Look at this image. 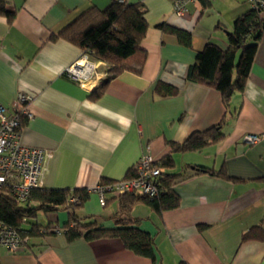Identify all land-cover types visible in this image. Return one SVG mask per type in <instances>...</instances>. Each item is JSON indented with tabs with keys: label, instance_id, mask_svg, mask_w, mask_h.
I'll list each match as a JSON object with an SVG mask.
<instances>
[{
	"label": "crops",
	"instance_id": "obj_1",
	"mask_svg": "<svg viewBox=\"0 0 264 264\" xmlns=\"http://www.w3.org/2000/svg\"><path fill=\"white\" fill-rule=\"evenodd\" d=\"M142 3L148 23L141 74L125 72L97 101L108 66L98 62V79L82 87L65 70L83 51L63 39L51 41L92 7L106 9L113 0H0L16 18L0 16V104L9 117L20 96L33 114L21 131V143L53 153L46 189H88L90 200L79 211L107 228L116 225L122 197L108 196L101 206L95 188L127 177L145 153L161 161L170 144L206 131L225 118L226 138L200 152L173 153L181 176L174 189L178 209L157 213L135 204L123 218L140 222L153 237L158 261L137 256L118 238L69 242L64 230L31 238L17 253L1 250V264H264V240L243 242L245 232L264 229V138L255 145L242 139L264 133V36L259 42L247 86L229 110L219 91L187 80L190 67L206 45L228 49V34L251 10L246 0H199L178 17L176 0H120ZM191 35L190 46L161 24ZM238 58V57H237ZM164 83L176 96L156 92ZM198 167L224 170L228 178L200 173ZM63 225L68 213L46 217ZM41 225V224H40ZM203 226V229H201Z\"/></svg>",
	"mask_w": 264,
	"mask_h": 264
},
{
	"label": "trees",
	"instance_id": "obj_2",
	"mask_svg": "<svg viewBox=\"0 0 264 264\" xmlns=\"http://www.w3.org/2000/svg\"><path fill=\"white\" fill-rule=\"evenodd\" d=\"M145 14L146 8L142 3L129 4L125 1L113 0L104 10L90 8L59 35L50 38L51 41L63 39L70 42L94 61L108 66L102 85L90 95L91 100H99L111 81L123 73L141 74L147 57L146 50L142 48L148 29ZM0 16L6 17L9 24H12L16 12L9 10L5 3L0 2ZM160 28L176 34L181 43L190 46L189 33L171 28L165 23L161 24ZM263 36L264 9L251 7L250 11L237 19L233 31L228 34V49L223 50L214 44L206 45L197 53L196 61L188 71L187 80L219 91L225 107L229 110L233 96L242 93L247 86L257 48ZM156 92L163 97L178 94L175 87L164 83L157 85ZM19 119L18 132L21 133L28 119L21 115ZM227 123L228 120L225 118L220 124L206 131L192 133L183 143L172 142L170 154L161 161H156L157 166L165 170L157 178L161 190L159 196L152 198L138 192L120 196L121 210L113 228L102 226L93 216L81 218L79 211L91 197V191L88 189L43 187L32 190L27 202L20 203L14 198L11 190L4 188L0 191V222L18 229L21 237L27 238L25 247H28L33 237L56 234L64 230L69 242L77 239L94 241L118 238L129 251L157 263L158 252L151 234L140 227V222L123 217L129 215L132 207L137 203H144L159 214L178 209L181 198L175 191L174 185L181 176L168 172L175 167L173 153L200 152L208 146L220 143L226 138L224 128ZM196 170L200 173L228 178L224 170L216 171L206 167H198ZM135 176L132 169L121 181L134 179ZM115 182L119 181L103 182L99 186ZM108 196L112 195L105 194L106 203ZM59 211L68 213V221L65 224L50 223L44 227L37 222L32 223L30 228L24 229V225L29 224L32 219H37L39 215L48 217ZM252 240H264L262 227L251 228L243 234V242Z\"/></svg>",
	"mask_w": 264,
	"mask_h": 264
},
{
	"label": "built area",
	"instance_id": "obj_3",
	"mask_svg": "<svg viewBox=\"0 0 264 264\" xmlns=\"http://www.w3.org/2000/svg\"><path fill=\"white\" fill-rule=\"evenodd\" d=\"M197 1L199 0H176L175 14L178 17H184L188 13V4ZM246 1L251 7L264 9V0ZM98 65V62L83 54L79 60L66 68L65 75L85 87L98 79ZM28 101V97L20 96L14 102L15 116L13 117H9L7 109L0 104V191L8 188L20 203L27 202L32 190L45 187L48 164L53 159L52 152L21 143V133L18 132L20 115L27 119L33 117L27 106ZM263 138L264 133L250 134L245 136L242 142L255 145ZM133 170L136 175L134 179L95 188L101 206L106 205L105 194L119 197L127 193L138 192L152 198L159 196L161 190L157 178L165 170L157 166L154 157L149 153L143 154ZM26 242L27 238L23 239L18 229L0 222V252L7 250L10 253H17L25 248Z\"/></svg>",
	"mask_w": 264,
	"mask_h": 264
},
{
	"label": "rangeland",
	"instance_id": "obj_4",
	"mask_svg": "<svg viewBox=\"0 0 264 264\" xmlns=\"http://www.w3.org/2000/svg\"><path fill=\"white\" fill-rule=\"evenodd\" d=\"M37 222L40 223L41 225H45L48 222V219L46 218V216L41 214L37 219H32L30 220L29 224L24 225V229L30 228V225L32 223H37Z\"/></svg>",
	"mask_w": 264,
	"mask_h": 264
}]
</instances>
